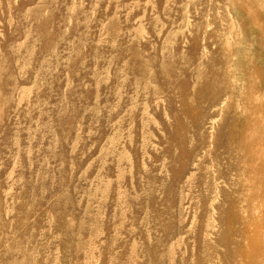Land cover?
Returning a JSON list of instances; mask_svg holds the SVG:
<instances>
[{"label": "rangeland", "instance_id": "374dc122", "mask_svg": "<svg viewBox=\"0 0 264 264\" xmlns=\"http://www.w3.org/2000/svg\"><path fill=\"white\" fill-rule=\"evenodd\" d=\"M0 264H264V0H0Z\"/></svg>", "mask_w": 264, "mask_h": 264}]
</instances>
